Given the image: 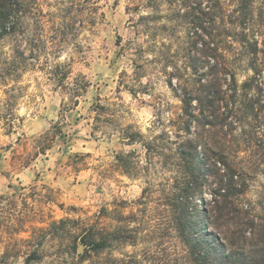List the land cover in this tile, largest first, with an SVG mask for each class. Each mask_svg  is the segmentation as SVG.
Instances as JSON below:
<instances>
[{
	"label": "rangeland",
	"instance_id": "1",
	"mask_svg": "<svg viewBox=\"0 0 264 264\" xmlns=\"http://www.w3.org/2000/svg\"><path fill=\"white\" fill-rule=\"evenodd\" d=\"M10 2L19 30L45 35L36 63L13 80L17 43L0 39V196L14 195L16 210L43 229L32 234L25 226L16 234L0 227V264H25L36 244L28 264H90L71 254L69 238L50 224L103 209L108 228L134 229L131 235L145 239L96 262L184 264L167 243V199L192 175L196 195L188 204L197 232L223 237L243 220L252 224L247 232L264 226V0ZM57 27L65 36L51 45ZM56 62L70 64L65 84L80 76L89 83L77 106L49 77ZM209 81L214 89H204ZM56 123L63 136L44 156L27 168L12 160L22 140ZM189 140L196 146L190 168L177 159L179 151L192 153ZM217 158L235 174L233 216L216 213L212 202L226 175Z\"/></svg>",
	"mask_w": 264,
	"mask_h": 264
},
{
	"label": "trees",
	"instance_id": "2",
	"mask_svg": "<svg viewBox=\"0 0 264 264\" xmlns=\"http://www.w3.org/2000/svg\"><path fill=\"white\" fill-rule=\"evenodd\" d=\"M11 0H0V39L4 36H12L17 43V47L12 49L11 57L9 60V74L10 79L18 77L19 73L27 72L28 68L36 63V57L41 53L43 47L39 48L42 44L45 31L43 29L36 30H19L18 20H12V14L16 11L11 8ZM203 11V10H202ZM64 30L56 29L51 30L50 36H48V43L51 45L56 42H60ZM73 36V34H71ZM75 35V34H74ZM21 45H26L27 49H23ZM206 50H210L206 48ZM204 50V54H206ZM26 51L30 55H26ZM213 51V50H212ZM59 57H55L58 60ZM48 64V63H46ZM47 66V65H46ZM48 74L50 79L56 80L59 86L68 90L73 105L77 106L78 102L76 98L80 97L82 93L86 92L89 87V83L84 76H80L74 84H65V81L72 74L70 64L66 62H56L50 65ZM69 85V86H68ZM217 83L209 81L203 87L214 89ZM96 109L102 108L99 104L95 106ZM14 115L12 112L7 114L6 121H12ZM1 119V116H0ZM9 127H12V122H9ZM63 136L62 126L58 123L53 124L49 130L38 135L32 140H20L23 151L21 153L13 152L12 160L21 168H27L34 162L39 156H44L46 152L52 149L55 140ZM133 137V136H131ZM130 139V137L128 138ZM134 140L133 138H131ZM130 139V140H131ZM190 152L179 151L177 153V159L184 162L189 168L192 167V162L195 160L194 153H196V146L190 140L186 142ZM198 161V158H197ZM223 166L226 175H223L218 184L214 188V198L212 200L216 213L230 214L233 216L236 213V208L230 202V198L238 191L235 184V174L229 168L222 158H217L216 163ZM215 166V165H214ZM215 168V167H213ZM193 175L190 179L183 178L180 182V188L171 194L167 199L168 217L166 220V228L168 230L167 243L173 247L176 252L180 250L177 256H181L184 260V264H264V226L255 227L251 231L247 232V228L252 226L247 221L234 222L232 225V231L230 235L221 237L219 234L211 233L209 230H202L201 233L197 232L193 227V222L190 218V207L188 199L196 195V184ZM144 192V199H147ZM21 202L26 205V200L20 197ZM18 199L13 195L10 197L0 196V227L5 231L11 230L16 234L20 232L25 233L23 230L25 226L31 227L33 221H27L23 212L16 210ZM34 214H36L34 212ZM24 215V217H23ZM105 210H101L91 217L85 219L78 218L76 220L61 219L59 221H53L50 225L56 233H64L69 238L68 249L71 254H74L79 261H88L90 264H104V262H96L104 253H111L117 251L120 247L129 243H137L145 239V236L136 237L131 233L136 232L134 229L123 232L121 226H114V228H108L104 222ZM7 217V218H5ZM15 221V225L11 223V220ZM122 216L119 215L117 222L121 221ZM68 224L74 225L73 227L66 228ZM43 228L31 227L32 234L36 231H41ZM129 233L128 235H126ZM247 234L252 235L249 241L246 238ZM161 237V236H160ZM32 238V237H31ZM26 242L32 243L30 239ZM134 245V244H133ZM30 246V245H29ZM31 247V246H30ZM34 249L30 250L27 254L24 262L29 263V260L36 256L37 248L39 244L33 246ZM118 260L111 258L108 263L105 264H117ZM119 264H125L121 262ZM127 264H132L128 262ZM134 264V263H133Z\"/></svg>",
	"mask_w": 264,
	"mask_h": 264
}]
</instances>
